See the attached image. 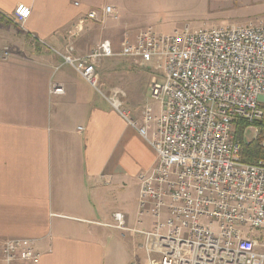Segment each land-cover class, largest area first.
Listing matches in <instances>:
<instances>
[{
	"label": "crops",
	"instance_id": "0c3cea01",
	"mask_svg": "<svg viewBox=\"0 0 264 264\" xmlns=\"http://www.w3.org/2000/svg\"><path fill=\"white\" fill-rule=\"evenodd\" d=\"M19 5L31 8L25 29L6 19ZM106 8L97 0H0V242L32 239L40 264H115L136 233L127 182L138 184V219L139 176L156 160L104 96L114 89L95 88L61 56L70 47L87 55L104 40L119 51L100 24ZM97 76L101 84L99 66ZM152 81L129 94L120 89L130 119L142 123L147 104L160 113L147 97ZM54 83L63 95L50 93ZM116 212L127 230L117 227Z\"/></svg>",
	"mask_w": 264,
	"mask_h": 264
},
{
	"label": "built area",
	"instance_id": "2783aa9c",
	"mask_svg": "<svg viewBox=\"0 0 264 264\" xmlns=\"http://www.w3.org/2000/svg\"><path fill=\"white\" fill-rule=\"evenodd\" d=\"M30 15V7L19 5L6 18L25 29ZM61 56L95 88L105 58L140 66L165 60L163 79L151 85L159 114L147 104L140 123L122 111L120 89L104 95L156 152L152 168L139 176L138 218L151 217L152 229L134 230L145 238L150 264H264V161L244 162L245 141L236 137L237 121L264 122V22L146 31L119 51L104 40L87 55L70 47ZM3 57H10L7 48ZM50 93L65 90L54 83ZM114 218L128 229L123 213ZM40 259L32 239L0 242V264Z\"/></svg>",
	"mask_w": 264,
	"mask_h": 264
},
{
	"label": "rangeland",
	"instance_id": "374dc122",
	"mask_svg": "<svg viewBox=\"0 0 264 264\" xmlns=\"http://www.w3.org/2000/svg\"><path fill=\"white\" fill-rule=\"evenodd\" d=\"M101 8L112 6L114 12L103 15L100 22L108 25L111 32L107 39H112L117 50H120L126 39L135 40L146 31L157 34H174L182 32L186 26L192 30L201 27H223L264 22V0H97ZM12 25L15 22L6 18ZM7 50H9L7 48ZM155 65L140 66L134 60L125 57L107 58L99 65L101 84L99 88L105 94L113 89H144L147 83L164 75L165 60L155 59ZM157 66V68L155 67ZM142 76V77H139ZM153 82V81H152ZM152 85V84H151ZM129 94V93H128ZM151 98V96L147 95ZM148 98V99H149ZM122 111H125L123 107ZM126 112V111H125ZM127 113V112H126ZM131 118V116H129ZM259 129L256 124L250 125L244 133L245 143L258 138ZM147 142V141H146ZM263 146V143H262ZM137 182H127L125 191L128 199L125 207L132 219L133 228L151 230V217L137 219L138 197ZM132 240L128 247L122 246L121 257L113 260L115 264H150L146 250L142 247L145 238L140 233H131Z\"/></svg>",
	"mask_w": 264,
	"mask_h": 264
},
{
	"label": "trees",
	"instance_id": "16d2710c",
	"mask_svg": "<svg viewBox=\"0 0 264 264\" xmlns=\"http://www.w3.org/2000/svg\"><path fill=\"white\" fill-rule=\"evenodd\" d=\"M259 129L258 138L250 141L249 143H245V147L243 150V161L246 163H258L260 161H264V147L262 143L264 142V122L255 123ZM251 124L245 121H237L236 122V137L237 139L243 140L245 130Z\"/></svg>",
	"mask_w": 264,
	"mask_h": 264
}]
</instances>
